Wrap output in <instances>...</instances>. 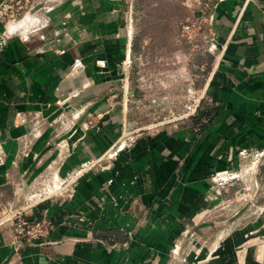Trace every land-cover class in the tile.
Returning <instances> with one entry per match:
<instances>
[{"label":"rangeland","instance_id":"1","mask_svg":"<svg viewBox=\"0 0 264 264\" xmlns=\"http://www.w3.org/2000/svg\"><path fill=\"white\" fill-rule=\"evenodd\" d=\"M21 1L34 3L35 13L49 6L45 0ZM204 1L123 0L127 42L121 66L128 75H121L123 84L115 89L116 98L127 106L122 134L107 153L71 169L59 183L50 170L30 179L24 192L13 191L10 185L2 188L0 220L19 213L13 224L0 226L5 231L3 243L13 241L18 223L26 222L31 228L40 223L43 236L34 244L59 245L50 249V259L68 258L69 264H233L236 255L249 256L251 242L264 239L260 234L264 231V149L241 150L222 170L189 172L185 193L181 158L172 181L166 183L161 174L168 159L162 153L161 165L156 166L150 160L133 164L125 157L139 140L162 143L163 131L170 134L176 125L196 135L207 126L192 112L201 95L199 88L208 78L205 64L211 69L214 60L187 46L182 33V25ZM220 1L208 0L213 6ZM81 68L76 59L72 70ZM84 107L63 114L78 121L83 115L95 116ZM63 150L60 158L66 159L70 153L66 143ZM94 181L96 186L86 188ZM45 203L65 212V218L49 214V208L35 209ZM236 246L239 252L234 251ZM261 250L258 259L264 263V245Z\"/></svg>","mask_w":264,"mask_h":264},{"label":"crops","instance_id":"2","mask_svg":"<svg viewBox=\"0 0 264 264\" xmlns=\"http://www.w3.org/2000/svg\"><path fill=\"white\" fill-rule=\"evenodd\" d=\"M46 1L49 6L41 11L44 26L3 42L0 37V206L1 189L7 185L24 192L30 179L50 170L56 172L59 183L84 161L103 156L119 140L127 120V106L115 95V89L123 84L121 75H128L121 66L127 42L121 15L125 2ZM211 15L217 50L209 57L214 60L212 68L205 64L208 78L199 88L201 95L192 112L195 120L202 118L207 126L196 135L192 129L178 130L176 125L170 134L163 131L162 143L142 139L125 155L133 164L150 160L156 166L161 165L162 153L168 159L161 174L166 183L172 181V172L181 161L179 171H183L186 183L189 172H211L214 167L222 170L239 151L264 149V0H221ZM25 17L17 24H8L7 33H17L31 24ZM42 18L38 21L43 22ZM76 59L82 68L74 71ZM83 105L87 114L95 116L83 115L78 121L63 114ZM205 108L217 111L213 121L198 117ZM64 143L70 153L61 159ZM94 182L86 188L96 186L98 181ZM185 183L183 193L184 187L188 188ZM43 208L65 218V212H56L49 203L35 209L42 212ZM3 233L0 229V240ZM263 245L264 239L251 242L249 256L239 259L236 255L233 264H264L258 259ZM13 247V241L5 244L1 240L0 264H69L68 258L50 259V249L59 245L26 247L17 252Z\"/></svg>","mask_w":264,"mask_h":264},{"label":"built area","instance_id":"3","mask_svg":"<svg viewBox=\"0 0 264 264\" xmlns=\"http://www.w3.org/2000/svg\"><path fill=\"white\" fill-rule=\"evenodd\" d=\"M43 1V0H42ZM46 4L47 1L45 0ZM210 2V1H209ZM208 0H205L203 3L199 2V9L197 13L191 18L185 21L182 25V33L184 35V42L187 46L191 47L193 51L198 52L199 54H210L213 55L215 49V35L212 32V15L211 11L214 8L213 5H210ZM34 3H28V1L22 4L21 0H2L0 1V27L5 29L0 32V37L6 39L10 36L24 33L19 31L14 34L7 33V26L10 23L17 24L21 22L25 16H31L37 20L31 22L25 28V33L36 31L38 28L45 25V20L42 18L43 22L38 21L43 16L41 13L42 9H47L46 6L41 7L37 13H35ZM193 3H190L192 6ZM40 17V18H39ZM3 154L0 151V164L2 162ZM18 212L11 213L0 220V226L5 223L13 224V221L16 220ZM44 229L46 230L47 226L43 223ZM49 225V223L47 224ZM41 224L38 223L35 227H30L26 222H20L18 225L14 226V239L13 243L22 242V243H35V241L40 240L43 236V230L40 228Z\"/></svg>","mask_w":264,"mask_h":264},{"label":"trees","instance_id":"4","mask_svg":"<svg viewBox=\"0 0 264 264\" xmlns=\"http://www.w3.org/2000/svg\"><path fill=\"white\" fill-rule=\"evenodd\" d=\"M204 116L209 119V121H213L217 116V111L213 108H205L203 110H200L198 113V117Z\"/></svg>","mask_w":264,"mask_h":264},{"label":"water","instance_id":"5","mask_svg":"<svg viewBox=\"0 0 264 264\" xmlns=\"http://www.w3.org/2000/svg\"><path fill=\"white\" fill-rule=\"evenodd\" d=\"M47 245H50V244L43 243V244L36 245L34 243H22V242L18 241L16 243H14L13 250H14V252L15 251L17 252L19 249H23L26 247H42V246H47Z\"/></svg>","mask_w":264,"mask_h":264},{"label":"bare ground","instance_id":"6","mask_svg":"<svg viewBox=\"0 0 264 264\" xmlns=\"http://www.w3.org/2000/svg\"><path fill=\"white\" fill-rule=\"evenodd\" d=\"M27 20H28L30 23L33 22V18H30V17H27V16H26V17H25V21H27ZM40 20H41V19H40ZM29 22H28V23H29ZM11 25H12V24H11ZM9 29H10V28H9ZM12 32H13V30H12Z\"/></svg>","mask_w":264,"mask_h":264}]
</instances>
